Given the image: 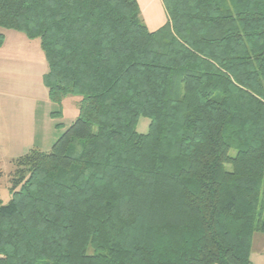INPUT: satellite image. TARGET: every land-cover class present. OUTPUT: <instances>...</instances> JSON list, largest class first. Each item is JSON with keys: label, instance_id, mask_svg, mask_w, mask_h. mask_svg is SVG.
Listing matches in <instances>:
<instances>
[{"label": "trees", "instance_id": "16d2710c", "mask_svg": "<svg viewBox=\"0 0 264 264\" xmlns=\"http://www.w3.org/2000/svg\"><path fill=\"white\" fill-rule=\"evenodd\" d=\"M163 4L150 30L138 0H0V47L39 38L49 99L81 97L50 151L14 160L0 264H253L264 0Z\"/></svg>", "mask_w": 264, "mask_h": 264}, {"label": "rangeland", "instance_id": "374dc122", "mask_svg": "<svg viewBox=\"0 0 264 264\" xmlns=\"http://www.w3.org/2000/svg\"><path fill=\"white\" fill-rule=\"evenodd\" d=\"M138 1L141 8V18L150 30H157L166 23L167 14L163 0ZM1 31L7 34L6 50L3 52L6 62H8L6 67L10 68L9 62L11 61L15 67L14 80L12 81L14 87L21 92L23 102L32 103L33 106L37 107L39 130L41 132L37 139V146L30 147L50 151L60 136L58 132H64L76 120L81 97L69 95L63 100L62 104L51 102L48 88L44 82V74L48 69V65L40 45V39L29 38L24 32L16 30L1 29ZM14 31L18 33L17 40L11 34ZM3 85L5 86L6 83L4 82ZM8 85H10V82ZM53 104L56 105V111H62L60 115L54 116L51 113ZM149 123L150 120L148 118L141 117L137 127L138 131L147 132ZM57 124L60 125L57 126ZM20 145H24V143ZM19 152L13 151L12 153L0 155V169H2L0 197L3 204H8L12 198L10 190L12 185L11 173L15 169L14 160L23 154ZM251 259L253 264H264V232L255 233Z\"/></svg>", "mask_w": 264, "mask_h": 264}, {"label": "crops", "instance_id": "0c3cea01", "mask_svg": "<svg viewBox=\"0 0 264 264\" xmlns=\"http://www.w3.org/2000/svg\"><path fill=\"white\" fill-rule=\"evenodd\" d=\"M11 34L16 40L18 39V33L14 31ZM5 36V43L0 47V155L20 151L19 153H23L22 156L31 149L30 146H37L41 130H39L37 107L32 103L23 102L21 92L14 87L12 81L15 67L12 61L9 62L10 68L6 67L8 62L3 55L6 50V33ZM55 106L53 104L51 113L55 111ZM62 133L59 131L58 135ZM22 143L24 145H20Z\"/></svg>", "mask_w": 264, "mask_h": 264}]
</instances>
